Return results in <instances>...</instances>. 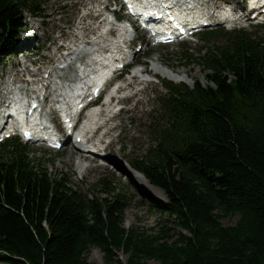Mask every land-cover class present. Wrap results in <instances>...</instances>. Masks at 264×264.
I'll list each match as a JSON object with an SVG mask.
<instances>
[{"label":"trees","instance_id":"obj_1","mask_svg":"<svg viewBox=\"0 0 264 264\" xmlns=\"http://www.w3.org/2000/svg\"><path fill=\"white\" fill-rule=\"evenodd\" d=\"M23 10L37 13L39 3L0 0V42L19 36ZM214 50L203 60L213 86L170 85L168 118L134 163L167 196L151 206L164 217L157 231L123 227L127 197L108 183V197L90 199L63 177L36 172L5 143L0 264H93V247L104 264H264V39L239 32ZM230 216L236 222L223 225Z\"/></svg>","mask_w":264,"mask_h":264},{"label":"rangeland","instance_id":"obj_2","mask_svg":"<svg viewBox=\"0 0 264 264\" xmlns=\"http://www.w3.org/2000/svg\"><path fill=\"white\" fill-rule=\"evenodd\" d=\"M92 1L97 2V0ZM83 4V0H42L41 9L44 14L43 17L41 19L32 20L31 18H28V14L25 13L24 18H26V27L33 31L31 33H34L36 38L41 37L40 40H43L45 37V41L47 39L49 42L56 38L59 33H66L69 29L75 27L78 22L77 15ZM33 24H35L36 28L32 26ZM68 26L70 27L68 28ZM88 29L89 26L83 30H78L83 33ZM248 31L249 34L256 39L264 38V25L260 27H249ZM88 32H90V30L86 31V33ZM227 40L228 39L225 36L216 37L211 39L209 45H223L230 41ZM47 44L44 45V41H37L33 44V47L36 48L38 45H42L44 48H47ZM200 46L201 43L196 46L189 47L194 51L189 50L188 53H191L192 57L195 59L188 65L183 64L188 55L186 54L182 60L181 56L183 51L179 48V46L157 48L154 53L150 54L149 57L144 60H152V65L155 64V61H157V65H160L161 67L167 66L175 72H180V74L185 73L188 78L197 77L202 79V75L206 74V68H204L203 63L201 62L204 50L201 52L195 51ZM7 55L9 54L7 53L4 56ZM4 56L0 54V69L4 64H7V67H10L12 63L19 61V59L10 60L11 58H14V54H11L10 58H5ZM25 59L26 58H22V60ZM7 67H5L4 70H6ZM161 69L162 68L157 66V70L154 72L163 75L161 73ZM147 70L149 74L148 76L153 77L154 74L151 72L150 66H147ZM22 71L23 69L21 72ZM135 75L138 76L139 74L135 73ZM144 76L146 75H142L141 78ZM163 76L175 81L183 80L188 82V78L185 75H181L182 77L180 79L170 78L165 75ZM164 79L165 78L158 75L157 80L149 83L144 90H137L138 88H141L143 84L137 85L135 88L130 90V93L137 91V93L132 97L131 102H134L136 99L139 101L135 106L131 104L130 110L120 116L118 128L112 133L111 137L116 138L115 135L118 133L120 135L124 133V137L115 143L113 151L111 152L115 154L120 148L119 145L122 144L126 150L124 149V151H120L124 155H129L127 158L133 159L134 157H141L144 155L145 150L151 143L152 137L150 134V128L153 125V116L150 115L151 111L156 110L160 112L157 102L161 94L166 92V89L161 85V80ZM187 85H192L191 78ZM114 117L115 115L108 117V119H113ZM100 128H105V133L109 134L116 128V125L109 126L108 121L103 120V122L98 126V129ZM29 150L28 157L30 160L37 159L41 161V163H43V168L47 169L50 175L62 173L65 177L69 178L70 184L73 188L80 189L82 192L87 193L88 198L92 195H104L101 185L97 182L98 180H104L106 183L109 181L111 188L122 191L128 199L123 211V227L126 229L144 234H151L152 232L157 231V228L160 225L159 221L164 220V217L159 216L158 213L151 212L149 207L151 206V203L154 202L164 203V201H166L165 197H156L154 195V191L152 192L154 196H150L149 194L143 192L146 189L144 188L142 190L137 183V187H133L130 181L133 183H135V181L131 179L129 180L126 176L117 178L110 172L111 170L109 168L98 165L96 161L88 162L86 160V165L84 164V166H82L83 160H79L80 157L76 154V149L65 150L59 153L47 151L45 149H34L31 147ZM6 159L8 158L2 160L5 161ZM83 168H85V171L80 172ZM78 169L80 171H78ZM135 176L137 175L135 174ZM144 185L147 186L148 184L144 183ZM236 220L237 216L225 217L222 219V224L232 225L236 222ZM166 222L171 233L176 234L177 231H179L175 228L171 221ZM86 257L90 263L104 264L103 254L97 247L91 248ZM117 257L122 261L125 259V256L121 252L118 253Z\"/></svg>","mask_w":264,"mask_h":264},{"label":"bare ground","instance_id":"obj_3","mask_svg":"<svg viewBox=\"0 0 264 264\" xmlns=\"http://www.w3.org/2000/svg\"><path fill=\"white\" fill-rule=\"evenodd\" d=\"M91 3H92V6L89 8V13L87 14V15H91V12L93 11V10H96V12L97 13H100V10L99 9H95V7H96V4H98V3H100L101 2V4H106V2H107V0H97V2H94V1H92V0H89ZM87 26H89V29L88 30H93V29H95L92 25H90V24H87L86 22H85V19H84V16H82V20H81V22H79V24L75 27V29H85ZM59 27V26H58ZM88 30H86V31H88ZM86 31L85 32H83V33H81V32H79V30H78V36H80V37H82V36H85L87 33H86ZM83 46V45H82ZM82 50V48H79L78 49V52H80ZM69 56V55H68ZM70 58H72V56L71 57H69L68 58V60H70ZM28 59H30V58H28ZM25 61H27V59L26 60H24V62L23 63H25ZM23 63H22V65H23ZM151 69H152V67H151ZM171 69V68H170ZM157 70V65H154V68H153V70L152 71H156ZM168 69H166V68H162L161 69V73L163 74V75H165V76H168V77H170V78H174V79H180L182 76L181 75H176V74H174V73H172V72H170V70H168ZM139 72H141V69H137L136 71H135V73H138L139 74ZM135 73H134V75H135ZM158 74V73H157ZM50 82H52L53 83V85L54 86H56V85H58V79L57 78H55V79H53V78H51V80H50ZM76 87L75 86H72L71 85V87H70V89H75ZM85 118V117H84ZM103 122V121H102ZM102 122H100V124L102 123ZM99 124V125H100ZM98 125V126H99ZM98 126H97V128H98ZM98 140H100V139H98ZM106 150V149H105ZM80 153V152H79ZM79 153H77V155L80 157V159L79 160H83V164H82V166H84V164L86 163V161L82 158V155H81V153L79 154ZM78 160V161H79ZM78 161H77V166H78ZM86 165V164H85ZM78 168V167H77ZM78 171H80L79 169H78ZM83 171H85V168H83L80 172H83ZM137 179H139L140 181H141V183L143 184V189L145 188L146 190L145 191H143V192H145V193H147V194H149L150 196H156V197H159V198H163V196H162V193H160L159 192V190H157L156 188H154L153 186H151L150 184H148L147 182H145V180L144 179H142V177L141 176H139V175H137V176H135ZM144 183H147L148 185L146 186V185H144ZM154 191V195H153V192Z\"/></svg>","mask_w":264,"mask_h":264}]
</instances>
